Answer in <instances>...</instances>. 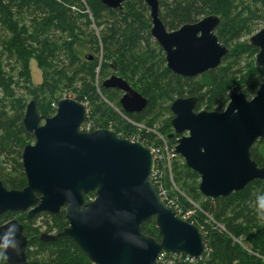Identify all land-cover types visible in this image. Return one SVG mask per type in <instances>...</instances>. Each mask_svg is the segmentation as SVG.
<instances>
[{
    "label": "trees",
    "instance_id": "1",
    "mask_svg": "<svg viewBox=\"0 0 264 264\" xmlns=\"http://www.w3.org/2000/svg\"><path fill=\"white\" fill-rule=\"evenodd\" d=\"M158 1L168 31L208 16L220 18L215 34L230 52L218 68L194 78L172 73L151 36L150 10L143 0H126L122 10L106 8L98 0H0V180L7 189L27 185L22 153L34 136L23 120L30 99L40 115L50 117L56 112L52 104L73 97L89 109L82 127L111 129L121 138H138L153 147L162 144L158 135L171 145L179 138L172 136L175 100L197 97V112H222L232 92L247 99L257 94L264 68L255 65L258 49L242 39L264 27V0ZM32 60L42 72L37 86L31 80ZM113 76L148 100L141 112L125 113L122 92L103 87ZM251 157L264 167V138L251 148ZM165 164H156L158 174L152 181L168 204L203 229L208 251L200 260L164 254L156 264H264V218L255 204L264 195V181L213 200L199 192L200 176L181 157ZM94 198L95 192L84 196L85 202ZM11 219L24 225L29 264H90L72 240L43 242L38 236L41 229L58 233L68 226L65 208L59 215L41 213L32 219L26 213H7L0 217V226ZM37 220L41 225L34 228ZM142 230L161 240L155 219ZM4 264H9L6 259Z\"/></svg>",
    "mask_w": 264,
    "mask_h": 264
},
{
    "label": "water",
    "instance_id": "2",
    "mask_svg": "<svg viewBox=\"0 0 264 264\" xmlns=\"http://www.w3.org/2000/svg\"><path fill=\"white\" fill-rule=\"evenodd\" d=\"M104 7L122 10L126 0H98ZM150 10L151 36L165 53L167 68L180 77L194 78L218 68L230 49L215 34L220 18L212 15L176 31L160 19L158 0H143ZM258 49L255 65L264 68V28L249 41ZM87 58H91L88 56ZM122 92L120 105L127 114L139 113L148 100L122 78L103 83ZM197 97L171 105L173 137L180 136L176 152L200 176L199 192L207 198H225L251 182L264 181V167L251 157V148L264 138V82L247 99L232 92L222 112L196 111ZM88 106L74 98L58 100L52 117L40 115L32 100L23 120L34 143L22 153L27 185L9 190L0 180V217L26 213L59 215L65 208L68 226L58 233H42L40 240H72L90 264H156L164 254L200 260L207 254L203 229L188 222L169 205L152 180L154 155L141 142L121 138L111 129L81 130ZM95 192L94 200L84 196ZM155 219L161 240L145 234L142 226ZM9 264H29V239L17 219L0 226V241Z\"/></svg>",
    "mask_w": 264,
    "mask_h": 264
},
{
    "label": "built area",
    "instance_id": "3",
    "mask_svg": "<svg viewBox=\"0 0 264 264\" xmlns=\"http://www.w3.org/2000/svg\"><path fill=\"white\" fill-rule=\"evenodd\" d=\"M81 130L84 131V132H91L92 126H91V124H88L86 126L81 127ZM158 138L160 140H162V144H160L158 146L148 147V148L151 149V151H152V153L154 155L156 164L159 163V162L160 163L163 162L164 164L166 163L165 165L170 166L171 162L176 157L179 156L177 154V152H176L177 143H175L174 145H171L165 139H163L162 137H160L159 135H158ZM131 141H133V142H140L138 138H132ZM157 174H158V172L154 170L153 174L151 175V180H152V177L155 180L156 177H157ZM161 194H162V197H163V194H165V193H161Z\"/></svg>",
    "mask_w": 264,
    "mask_h": 264
},
{
    "label": "rangeland",
    "instance_id": "4",
    "mask_svg": "<svg viewBox=\"0 0 264 264\" xmlns=\"http://www.w3.org/2000/svg\"><path fill=\"white\" fill-rule=\"evenodd\" d=\"M263 28H264V27H263ZM256 33H257V32H256ZM251 37H252V36H251ZM251 37H246V38L242 39V41H248V42H249ZM30 72H31V80H32L33 85H35V86L40 85V84L42 83V72L38 69L37 63H36V61H34V60H32V61L30 62ZM69 98H73V97H69ZM31 101H32V99H30V100L28 101L27 106H28V104H29ZM52 108H53V109H56L55 105L52 104ZM55 113H56V112H55ZM55 113H54L52 116H54ZM52 116H50V117H52ZM160 125H161V124H160L159 122H157L155 127L158 129V128L160 127ZM188 216H191V215L188 214ZM40 225H41L40 220H39V221L37 220V224H36V226H34V228H38V226H40ZM44 232H45V229H41L40 232L38 233V236H40V235H41L42 233H44ZM52 234H53V233H52ZM244 248L246 249V248H248V247L244 245Z\"/></svg>",
    "mask_w": 264,
    "mask_h": 264
},
{
    "label": "clouds",
    "instance_id": "5",
    "mask_svg": "<svg viewBox=\"0 0 264 264\" xmlns=\"http://www.w3.org/2000/svg\"><path fill=\"white\" fill-rule=\"evenodd\" d=\"M256 211L261 218H264V195H260L256 198ZM9 247L7 242V236L3 241H0V264H4L6 257L4 251Z\"/></svg>",
    "mask_w": 264,
    "mask_h": 264
},
{
    "label": "flooded vegetation",
    "instance_id": "6",
    "mask_svg": "<svg viewBox=\"0 0 264 264\" xmlns=\"http://www.w3.org/2000/svg\"><path fill=\"white\" fill-rule=\"evenodd\" d=\"M249 44H250V43H249ZM163 52H164V51H163ZM164 54H165V53H164ZM178 137L180 138V136H178ZM179 138H178V139H179Z\"/></svg>",
    "mask_w": 264,
    "mask_h": 264
}]
</instances>
